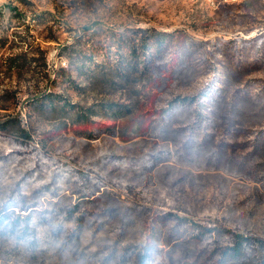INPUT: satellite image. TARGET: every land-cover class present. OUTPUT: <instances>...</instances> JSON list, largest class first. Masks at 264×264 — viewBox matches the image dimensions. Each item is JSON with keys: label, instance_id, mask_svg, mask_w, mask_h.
Here are the masks:
<instances>
[{"label": "rangeland", "instance_id": "1", "mask_svg": "<svg viewBox=\"0 0 264 264\" xmlns=\"http://www.w3.org/2000/svg\"><path fill=\"white\" fill-rule=\"evenodd\" d=\"M46 184L0 264H264V0H0V215Z\"/></svg>", "mask_w": 264, "mask_h": 264}, {"label": "trees", "instance_id": "2", "mask_svg": "<svg viewBox=\"0 0 264 264\" xmlns=\"http://www.w3.org/2000/svg\"><path fill=\"white\" fill-rule=\"evenodd\" d=\"M162 36H172L175 35V33H162L160 34ZM159 36L158 38H156L158 41H156L155 44L160 48V46L162 47L163 42H164V37ZM152 47V45H151ZM130 53L127 54L126 53V48L122 43H118L117 45V49L114 52H111L110 48L108 47L107 49L103 50V49H96L95 51H91V53L86 57H84V60L86 58L88 62L87 65V72H93L96 70V67L103 65L105 63H108L109 65L112 66H117L119 68H126V69H132L134 68L136 62L134 60V57L131 55L132 52H135V50H129ZM127 54V55H126ZM96 56H98L100 59L97 60ZM82 69V68H80ZM83 70V69H82ZM85 70V69H84ZM86 72V70H85ZM45 98L52 96L50 93H47L44 95ZM40 101V100H39ZM37 191L34 193L33 196L30 197V201H27V195L29 193V191H22L21 187H19L17 189V192L15 193V196L13 198H11L10 200L11 203H6L5 204V213H2L0 215V231H6L9 229V231H15L18 230L19 226L24 223L25 227L24 230L27 232L28 230L31 232L33 229V223L35 221V217L38 215L39 219L46 221V217L45 215H47V210L44 208V202L39 199L37 196L38 195H44L45 193V189L47 188H51V184H46L44 186L41 187H37ZM52 194L53 195H57V196H53L55 199V202H58L59 199L64 198V195L61 198V195L58 196L59 192L57 191L56 187L52 188ZM97 194L100 195L102 193V191H100V187H97ZM96 192L92 195L95 196ZM84 196V195H83ZM87 198V200H89L90 203H94L96 200L99 199V196H95L94 198L90 199V195H85ZM50 204L51 201H48ZM43 203V205H42ZM8 204V205H7ZM81 200H79L76 205L72 206L71 209H69L67 211V219L69 218H73L75 216V214H77L81 208ZM16 208H22L24 211H27V213L24 215L23 213H15V209ZM39 210V211H36ZM81 212V211H80ZM169 216V215H168ZM168 216H162L160 217V219H166ZM169 218V217H168ZM49 221V219H48ZM10 222L9 225H7L6 223ZM103 225V224H102ZM86 225H85V216L83 213H81V215H79V233L81 234V232L85 229ZM104 226L100 225V230H103ZM199 228V227H198ZM207 231H209V233L211 232V229H204L202 232V234H206ZM118 239L116 240L117 242H120L121 240H123L125 238V234L122 231H119L118 233ZM76 241H78V237H76ZM72 242L73 241H69ZM250 244H252V242L250 243V238L249 237H244V236H240L239 238L236 236L235 237V247L228 250V254L230 255H235V256H240L243 255L244 252H246V248L248 246H250ZM257 244L260 247H264V241L263 240H258ZM155 246L151 245L150 243L146 244L142 249H140L137 253V257L138 260L140 261L139 264H148L149 260L153 254V252L155 251ZM129 252V251H127ZM116 255V252L113 253L110 258H114V256ZM264 262V259H263ZM262 262V263H263Z\"/></svg>", "mask_w": 264, "mask_h": 264}]
</instances>
